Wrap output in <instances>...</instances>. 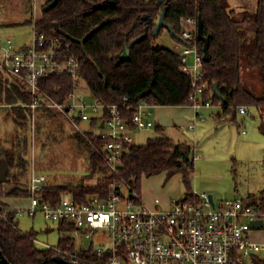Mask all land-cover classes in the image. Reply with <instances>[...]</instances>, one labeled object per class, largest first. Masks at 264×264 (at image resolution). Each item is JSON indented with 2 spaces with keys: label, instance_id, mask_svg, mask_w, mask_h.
<instances>
[{
  "label": "trees",
  "instance_id": "16d2710c",
  "mask_svg": "<svg viewBox=\"0 0 264 264\" xmlns=\"http://www.w3.org/2000/svg\"><path fill=\"white\" fill-rule=\"evenodd\" d=\"M34 1H25V11L29 14L18 23H32L45 33L48 41H57L61 57H76L80 62L78 82L69 72L41 78L43 89L57 101L66 102L68 94L80 89L85 83L86 90L105 104H119L131 127L135 106L142 100L152 105H191L192 81L182 70L179 52L155 45L154 33L137 42L131 48L128 59L122 60L118 56L126 44L145 32L150 18L156 24L163 6L158 0H58L55 5L45 9L51 1L48 0L39 17H35ZM167 4L166 21L179 36L188 17H201L203 20V33L210 37V59L203 66L209 81L205 97L211 98L213 104L222 105V111L215 117L226 121L230 116L231 120H236L241 105L257 106L264 111V0L258 1L256 10L243 12L229 8L226 0H168ZM55 23L70 35L71 38L65 43ZM91 31L92 34L82 44L80 40ZM199 49L204 54V42L200 39ZM244 64L260 72V93L247 84L243 75ZM215 84L223 98L217 94L210 97ZM125 96L129 97L127 101L123 100ZM33 99L32 92L24 84L0 70V108L9 112L16 126L11 145L0 148L1 163L5 160L9 166L7 181H0V198L7 205L8 198L30 195L27 174L31 163L26 154L29 145L28 127L33 114L29 104ZM124 102L133 105L131 110L126 109ZM39 107V112H43L36 123L38 135L44 133L45 139H51L57 137L54 129L65 131L64 122L55 123L51 108L45 105ZM97 120L93 118L90 124L97 125ZM156 130H163V126L157 125ZM68 137L75 141L80 151H88V168L78 179L62 183L46 182L41 194L53 204L59 203L66 193L72 194L80 202L92 195L108 196L112 192L111 185L121 178L140 191L144 176L160 173H166L167 179L182 174L185 194L193 190L195 152L191 160L194 145L190 143L176 142L160 135L144 144H128L117 174L97 150L104 147L107 139L94 131L84 135L78 130L71 132ZM43 144L46 145V142ZM94 177L95 183H86V178ZM245 199L247 202L261 201L264 204V188L259 196L250 194ZM58 226L59 230L71 233L66 237L61 236L58 245L73 246V226L64 223ZM36 234L33 229L22 232L16 225L0 217V264H62L55 260L53 249L37 245Z\"/></svg>",
  "mask_w": 264,
  "mask_h": 264
},
{
  "label": "built area",
  "instance_id": "2783aa9c",
  "mask_svg": "<svg viewBox=\"0 0 264 264\" xmlns=\"http://www.w3.org/2000/svg\"><path fill=\"white\" fill-rule=\"evenodd\" d=\"M198 27L196 17L184 21L180 32L183 47L178 51L182 70L191 77L190 99L196 111L213 104L211 98L205 97L209 81L203 72L205 60L199 49ZM0 70L16 77L32 92L34 99L29 106L33 109L45 104L56 107L82 134L94 131L107 139L104 147L97 150L117 174L124 150L134 143V130L153 126L148 119L152 104L145 100L135 106L131 127L119 104H105L94 96L88 101L87 90L75 89L64 103L54 99L43 89L41 78L69 72L78 82L80 62L76 57H61L57 41H48L35 25L29 44L16 46L10 36L1 40ZM123 105L127 110L133 107L126 102ZM249 110L247 105L239 107L242 114ZM261 113L264 117L263 110ZM93 118H98L97 125L90 124L88 129L80 126ZM46 182L44 173L33 170L28 207L14 209L0 198V217L16 225L18 215L35 216L42 211L48 220L72 225L73 246L44 245L56 256L77 264H264L261 201L247 202L245 197L220 201L214 197L212 201L210 192L193 189L190 194L172 196L169 205L159 197L149 204L128 180L121 178L111 185L108 196L92 195L80 202L66 193L53 204L41 194ZM259 220L263 225H252ZM85 239L88 246L84 245Z\"/></svg>",
  "mask_w": 264,
  "mask_h": 264
},
{
  "label": "rangeland",
  "instance_id": "374dc122",
  "mask_svg": "<svg viewBox=\"0 0 264 264\" xmlns=\"http://www.w3.org/2000/svg\"><path fill=\"white\" fill-rule=\"evenodd\" d=\"M26 0H0V40L10 36L16 46L31 43L34 37L32 23H18L25 19L29 13L25 11ZM229 8L239 12L256 10L259 0H226ZM35 5V1H34ZM40 9L42 11L43 8ZM254 33V32H253ZM154 44L180 51L183 42L177 39L169 28L165 27L154 36ZM192 62V58H190ZM243 75L249 87L262 91L260 72L250 66H243ZM82 84V89L86 91ZM87 100L92 101L93 95L87 90ZM54 113L55 123L64 122L62 131H55L57 137L45 139L44 133L37 134V120L39 112L33 109L32 119L28 127L29 145L26 157L30 160L31 167L27 174L30 180L31 173L36 170L47 176V184L62 183L80 178L88 168V151H80L75 141L68 137L71 132L79 129L74 126L64 114L56 107L50 105ZM247 114L237 111V121L218 124L209 116L197 123L196 129H189L175 120L171 125H164L163 130L157 131L151 127L147 130H136L134 143L144 144L155 136H170L176 142H190L195 145V172L192 178L193 189L213 193L216 200H225L234 197H247L250 194L260 195L264 188V117L257 106H249ZM54 123V124H55ZM83 129H88V121L81 122ZM16 130L13 117L6 109L0 108V148L11 145L12 136ZM244 131H246L244 133ZM46 142V145L43 144ZM0 158V164H1ZM96 178H86V183H95ZM168 189L179 186L178 195L186 192L185 185L176 174L167 179L166 173L153 176H144L140 193L149 186ZM9 199V198H8ZM30 195L14 198L12 204L18 208L28 207ZM16 226L22 232L34 230L37 232V245L45 248L46 244L58 245L61 236H67L69 231L59 230V222L48 220L42 211L35 216L23 213L17 216ZM62 228V227H61ZM85 246L88 240L85 239Z\"/></svg>",
  "mask_w": 264,
  "mask_h": 264
},
{
  "label": "crops",
  "instance_id": "0c3cea01",
  "mask_svg": "<svg viewBox=\"0 0 264 264\" xmlns=\"http://www.w3.org/2000/svg\"><path fill=\"white\" fill-rule=\"evenodd\" d=\"M47 1L48 0H35V5H34L35 17H39L42 14L40 6L41 8H43V5ZM148 110L150 111V116L148 117V119L152 121L153 123L152 127L155 129L157 125H161L163 126V128H164V125H170V124L172 125L176 120L180 123H183L184 125L188 124L189 129L195 130L197 127V123L200 120H203L207 116L214 119L218 124H223L229 121L238 120V117H236V120L235 119L231 120L230 116L227 117L228 120L226 121H222L220 117H218L217 119L215 115L219 114L222 111L221 104H212L211 106L203 107L200 111H196L192 105H185V106L151 105ZM142 130H147V129H142ZM135 131L136 130H134L133 132L134 140L137 135L136 134L137 131L136 132ZM187 143H190V142H187ZM194 152H195V145H194ZM177 175L179 176V180H182V174L178 173ZM163 188L159 190L157 186L153 187L150 185L148 189H146L143 193H141L142 198L147 203L153 204L155 201V198L159 197L164 205H169L170 198L172 196L178 195L179 186L177 185V187L175 188L172 187L168 189H163ZM13 200L14 198L6 199V201L9 203V205L12 208L18 209L17 205L12 204Z\"/></svg>",
  "mask_w": 264,
  "mask_h": 264
},
{
  "label": "water",
  "instance_id": "95a60500",
  "mask_svg": "<svg viewBox=\"0 0 264 264\" xmlns=\"http://www.w3.org/2000/svg\"><path fill=\"white\" fill-rule=\"evenodd\" d=\"M58 0H51L48 4H46L45 9L50 8L51 6L55 5L56 2ZM159 3L163 4L162 6V10H161V14L156 22V24L154 25L155 20L153 18L149 19V23L145 28V32L143 34H141L140 36H138L135 40H133L130 44H126L125 47L119 52L118 56L120 59H128L130 57L131 54V48L139 41H141L142 39H144L145 37H147L149 34L154 33L159 34V32L161 31L162 28L167 27L170 29V31L172 32V34L176 35L178 38L180 37L179 35L176 34L173 26L171 24H169L166 21V14L168 11V0H158ZM56 28L58 29V31L63 34L62 37V42L65 43V41L68 38H71L70 35H68L65 31H63L60 27L58 23H55ZM198 38L200 40H202L204 42V60L207 61L210 59V51H209V44H210V37L204 35L203 33V20L201 17H199L198 19ZM92 34V31L83 39L80 40V42L82 44H84V41L87 37H89ZM215 94H217L220 98H223V95L221 94L218 85L215 84V88L214 91L211 93L210 97H213ZM178 145V143H177ZM194 158V150L192 151L191 155H190V159L192 160ZM8 171H9V166L7 164V162L5 160L2 161V163L0 164V181L4 182L7 181L8 179ZM25 190H27V187H24ZM210 198L212 201H214V195L213 193L210 194ZM253 226H261L263 225V221L259 220V221H254L252 223ZM0 253H2V250L0 249ZM55 260L59 263L62 264H77L71 260H68L66 258H64L61 255H57L55 256Z\"/></svg>",
  "mask_w": 264,
  "mask_h": 264
}]
</instances>
